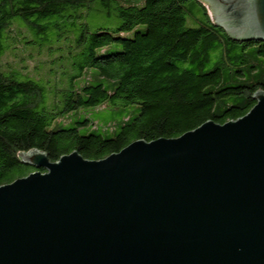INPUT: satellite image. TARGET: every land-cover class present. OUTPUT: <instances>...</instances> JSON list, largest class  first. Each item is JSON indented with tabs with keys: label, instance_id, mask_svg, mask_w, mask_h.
I'll use <instances>...</instances> for the list:
<instances>
[{
	"label": "trees",
	"instance_id": "obj_1",
	"mask_svg": "<svg viewBox=\"0 0 264 264\" xmlns=\"http://www.w3.org/2000/svg\"><path fill=\"white\" fill-rule=\"evenodd\" d=\"M260 90L264 41L232 39L203 1L0 0V186L34 172L21 153L101 160L237 120ZM129 105L111 135L80 134L94 123L78 110Z\"/></svg>",
	"mask_w": 264,
	"mask_h": 264
},
{
	"label": "water",
	"instance_id": "obj_2",
	"mask_svg": "<svg viewBox=\"0 0 264 264\" xmlns=\"http://www.w3.org/2000/svg\"><path fill=\"white\" fill-rule=\"evenodd\" d=\"M234 40L264 41V0H202ZM224 124L136 140L101 160L19 154L0 186V264H264V91Z\"/></svg>",
	"mask_w": 264,
	"mask_h": 264
},
{
	"label": "rangeland",
	"instance_id": "obj_3",
	"mask_svg": "<svg viewBox=\"0 0 264 264\" xmlns=\"http://www.w3.org/2000/svg\"><path fill=\"white\" fill-rule=\"evenodd\" d=\"M206 7L208 9L209 16L213 20L209 7L207 5ZM15 47H16L15 55L13 56L11 54H7V56L3 61H6L7 63L9 62L14 63L15 61H18L20 59L21 49L17 45ZM20 67H25L26 69H32L33 62L32 63L25 62ZM137 111H138L137 105H129L127 107L104 106L97 108L80 109L78 110V114H77L78 118L79 119L87 118L94 123V127L88 126L81 129L80 134L86 135L87 133H89V131L96 130L97 132H102L104 135H111L113 125L120 123L123 119H126L127 117H131L135 115Z\"/></svg>",
	"mask_w": 264,
	"mask_h": 264
}]
</instances>
